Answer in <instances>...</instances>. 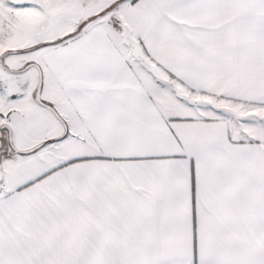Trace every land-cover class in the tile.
I'll list each match as a JSON object with an SVG mask.
<instances>
[{"label": "snow or ice", "instance_id": "6c2138e0", "mask_svg": "<svg viewBox=\"0 0 264 264\" xmlns=\"http://www.w3.org/2000/svg\"><path fill=\"white\" fill-rule=\"evenodd\" d=\"M0 264H264V0H0Z\"/></svg>", "mask_w": 264, "mask_h": 264}]
</instances>
